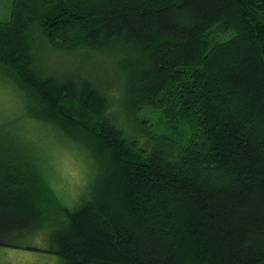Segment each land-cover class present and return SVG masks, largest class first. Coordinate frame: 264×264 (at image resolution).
I'll return each mask as SVG.
<instances>
[{
  "label": "trees",
  "instance_id": "obj_1",
  "mask_svg": "<svg viewBox=\"0 0 264 264\" xmlns=\"http://www.w3.org/2000/svg\"><path fill=\"white\" fill-rule=\"evenodd\" d=\"M45 46L112 56L117 95L50 70ZM0 66L94 176L66 206L0 127V245L48 230L61 264H264V0H13ZM145 107L191 123L188 141L152 133Z\"/></svg>",
  "mask_w": 264,
  "mask_h": 264
},
{
  "label": "rangeland",
  "instance_id": "obj_2",
  "mask_svg": "<svg viewBox=\"0 0 264 264\" xmlns=\"http://www.w3.org/2000/svg\"><path fill=\"white\" fill-rule=\"evenodd\" d=\"M12 3L13 0H0V20L10 18ZM232 35L221 30L212 33L215 40H225ZM42 50L41 60L50 70L60 74L78 72L111 86L107 89L114 97L117 95L118 85H113L112 80L117 76L119 78V70L114 65L115 61L111 60L112 56L87 49L63 51L45 46ZM21 92L16 81L0 66V127H8L9 122L17 124L16 130L34 151L54 193L63 204L74 207L79 196L91 187L93 163L82 148L57 134L53 127L27 116V106ZM138 115L152 133L168 135L183 143L188 141L193 129L191 123L181 117L173 119L161 109L145 107ZM10 241L15 246L0 245V264L62 263V259L50 251L48 230L17 235L11 237Z\"/></svg>",
  "mask_w": 264,
  "mask_h": 264
}]
</instances>
